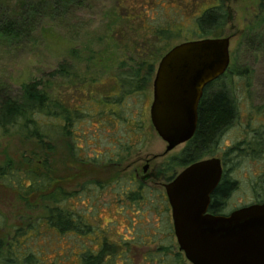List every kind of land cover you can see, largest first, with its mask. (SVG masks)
I'll return each mask as SVG.
<instances>
[{
  "label": "trees",
  "instance_id": "1",
  "mask_svg": "<svg viewBox=\"0 0 264 264\" xmlns=\"http://www.w3.org/2000/svg\"><path fill=\"white\" fill-rule=\"evenodd\" d=\"M96 2L106 10L107 18L109 12L114 15L111 23L120 24L118 31L111 30L110 39L119 43L122 56L114 66L111 77L114 83L104 90V96L95 94L90 99L92 91L88 89L100 78V71L92 65L98 57L95 45L105 38L101 35L86 36L79 47L69 49V60L60 62L45 79L22 83L16 97L4 90L2 94L0 90V137L16 135L33 140L38 146L37 152L21 156L20 162L10 158L0 162V186L14 190L26 203L31 200L43 203L46 211L43 216L24 221V226L16 228L10 239H3L5 218L0 213V264L187 263L174 243L165 195L143 181L135 170L122 174L126 169L122 166L141 148L145 134L143 101L152 86L157 63L176 42L223 37L225 8L220 2L210 5L204 0L200 3L196 0H114L110 6L106 0ZM6 4H13V10L7 9ZM91 4L92 0H6L0 14V40L17 39L22 31L30 36L33 25L39 16H44L46 9L68 15L72 9H88ZM258 8L256 25L264 20V0H258ZM231 70L229 64L222 76L204 88L195 133L166 167L185 168L213 157L218 151L223 136L238 117L229 78ZM235 72L246 74L247 69L239 68ZM56 81L72 85V90L81 83L82 88L88 89L87 101L77 106L65 100L61 92L55 94ZM133 97L138 99L136 111L128 109ZM80 125L98 131L96 138L86 135ZM57 137L69 139L71 156L79 168H114L117 177L111 181L88 179L74 189L66 187L67 182L53 175L51 168L53 141ZM253 140L255 144L260 143L255 135ZM91 144L102 148L94 147L93 156L87 155ZM243 149L251 151L247 144L243 148L228 147L223 152L224 170L211 196L209 213L223 215L224 205L236 185L229 177L225 158H236ZM260 189L264 191V184ZM263 196L257 193L254 203L264 202ZM121 219L124 231L117 233L119 238L113 241L110 235L119 227ZM103 223L111 232L103 229ZM46 235L53 239H48L50 245L43 246ZM62 236L79 239V245L72 242L78 250L68 244L61 246ZM84 238L90 245H82ZM38 240L40 243L36 245ZM54 241L57 246L49 250ZM139 249L144 250L141 261L137 262L135 256Z\"/></svg>",
  "mask_w": 264,
  "mask_h": 264
},
{
  "label": "rangeland",
  "instance_id": "2",
  "mask_svg": "<svg viewBox=\"0 0 264 264\" xmlns=\"http://www.w3.org/2000/svg\"><path fill=\"white\" fill-rule=\"evenodd\" d=\"M5 1L0 0V14H3ZM196 1L200 3L203 0ZM204 1L210 5L220 2L227 14L223 37L230 38L229 53L232 70L229 73V78L233 85V94L238 107V117L223 136L219 149L213 157L221 159L223 152L228 147L239 146L243 148L249 144L251 149V151L243 149V153L236 158L229 156L225 158V163L229 168V177L236 181V185L222 210L223 214H229L237 208L253 204L257 199V193L264 194V191L260 189L264 184V20L256 25L259 18L258 0ZM106 2V5L109 4L110 6L114 0H106ZM5 6L11 10L14 7L13 4H6ZM105 12L106 10L96 0H92L91 7L88 9H72L68 15L54 14L46 9L44 16H39L33 25L30 36L22 31L17 39L0 40V90L2 94L4 90L10 96L16 97L22 83L34 79H45L49 71L55 69L60 62L69 60L67 57L69 49L74 46L79 47L86 36L97 37L101 35L105 38L102 43L95 45L98 57L94 59L95 64L92 65L94 70L100 71L101 79L98 78V81L89 86L88 89L92 91L89 95L90 99L95 94L104 96V90H108L114 83L113 78H111L114 76V66L121 60L119 57L122 56L118 48L119 43L110 39L111 30L118 31L120 24L111 23L114 20V15L109 12L107 18V15H104ZM115 37L117 38V36ZM99 62L101 65L98 67ZM83 67L82 65V70H84ZM239 68H246L247 73L236 74L235 70ZM54 84L55 94L61 92L60 94H64L65 100L68 99L71 104L80 106L88 99L86 96L88 89L82 88L81 83L76 85V90H72L74 88L72 85L59 81ZM146 94L142 114L145 127L143 142L140 150L132 154L129 160L123 164V169H126L122 174L135 170L138 176L143 178V181L160 189L164 194L162 186L183 170L182 167H166L167 163L171 158L178 155L185 145H179L170 152H165L166 144L154 131L149 118L152 86L149 87ZM133 98L134 100H129L128 109L136 111L135 106L138 104V99ZM80 129L93 139L98 133V131H94V129L91 131V127L84 125H80ZM254 135L258 137L259 144L254 143ZM69 143L68 138H55L51 156L52 173L57 178H62V181L67 182L66 187L74 189L80 182L88 179L111 181L117 177V170L114 168L94 166L79 168L71 156ZM94 147L93 144L89 146L87 155L93 156ZM95 148L102 149L100 145ZM37 151L38 146L33 140H24L16 135L0 137V162L7 158L14 162H20L21 156ZM145 165H147V171L143 173L142 169ZM0 213L5 218L3 239H10L16 228L24 226V221H31L43 216L46 211L43 209V203L35 200L26 203L19 198L18 193L14 190L0 186ZM104 220L106 221V218ZM118 222L119 227L116 228L113 235H110L113 241H117L119 234L124 231L122 219ZM104 223L103 229L111 232L108 225ZM117 233L119 234L116 235ZM43 238H45V241L41 243L43 246L50 245L51 242L48 239H53L48 235ZM31 241H34L35 244L34 239ZM61 241V246L68 244L78 250V246L72 242L79 245V239L62 236ZM38 243L40 240L36 242V245ZM174 243L178 247L175 238ZM82 245L87 246L90 243L84 238ZM56 246L55 241L52 242L49 250L55 249ZM141 254L140 251L135 256L137 262L141 261L143 256ZM47 257H49L48 260H51L50 255Z\"/></svg>",
  "mask_w": 264,
  "mask_h": 264
},
{
  "label": "water",
  "instance_id": "3",
  "mask_svg": "<svg viewBox=\"0 0 264 264\" xmlns=\"http://www.w3.org/2000/svg\"><path fill=\"white\" fill-rule=\"evenodd\" d=\"M229 45V37L184 41L157 63L149 118L167 152L194 135L204 88L229 67ZM222 172L219 158H204L164 185L178 248L189 264H264V202L208 212Z\"/></svg>",
  "mask_w": 264,
  "mask_h": 264
},
{
  "label": "flooded vegetation",
  "instance_id": "4",
  "mask_svg": "<svg viewBox=\"0 0 264 264\" xmlns=\"http://www.w3.org/2000/svg\"><path fill=\"white\" fill-rule=\"evenodd\" d=\"M150 108V107H149ZM151 123V122H150ZM159 137V136H158ZM165 143V142H164ZM166 144V143H165ZM186 144V143H185ZM184 144V145H185ZM167 146V145H166ZM184 148V147H183ZM165 152L166 153H168V152H170V151H166V148H165ZM220 159V158H219ZM221 160V164H222V168H223V170H224V165H223V163H222V159H220ZM146 167H147V165H145ZM144 166V167H145ZM143 167V168H144ZM184 169V168H183ZM146 171H147V169H146ZM146 171H143V169H142V172L143 173H145ZM222 174H223V172H222ZM222 178V177H221ZM165 185V184H164ZM164 185L162 186L163 187V189H164ZM164 195H165V190H164ZM212 196V195H211ZM165 198H166V195H165ZM166 200H167V198H166ZM167 204H168V201H167ZM254 204V203H253ZM210 206V205H209ZM168 207H169V204H168ZM232 212V211H231ZM169 215H170V221H171V225H172V219H171V214H170V207H169ZM215 215V214H214ZM223 215H227V214H223ZM172 228H173V225H172ZM173 235H174V231H173ZM174 238H175V236H174ZM177 244V243H176ZM178 246V245H177ZM178 248V247H177ZM140 251H141V253L143 252V250L144 249H139ZM178 250H179V248H178ZM180 251V250H179ZM181 252V251H180ZM182 253V252H181ZM183 254V253H182ZM184 256V255H183ZM185 258V257H184ZM187 261V260H186ZM188 262V261H187ZM189 263V262H188Z\"/></svg>",
  "mask_w": 264,
  "mask_h": 264
}]
</instances>
